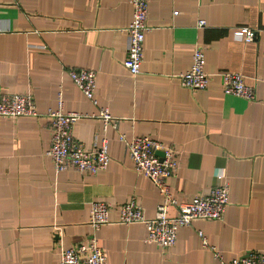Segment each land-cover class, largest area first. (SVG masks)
I'll return each mask as SVG.
<instances>
[{"label":"crops","instance_id":"crops-1","mask_svg":"<svg viewBox=\"0 0 264 264\" xmlns=\"http://www.w3.org/2000/svg\"><path fill=\"white\" fill-rule=\"evenodd\" d=\"M148 7L143 62L133 77L123 66L128 0H0L1 92L30 93L40 115L0 117V264H59L61 250L91 235L93 202L111 205L109 223L97 233L107 264H220L264 252V0H148ZM243 27L257 33L252 42L234 38ZM197 45L210 82L191 91L178 75L190 69ZM69 69L94 72L96 106ZM223 72L243 75L256 100L224 95ZM59 94L65 113L83 116L73 127L75 141L90 150L108 140L106 171H54L44 115L57 108ZM100 109L117 119V129L103 132ZM120 134L173 151L178 169L166 182L181 203L208 195L223 174V219L192 221L166 250L144 242V225L119 224V206L130 197L147 219L160 203L152 183L134 171Z\"/></svg>","mask_w":264,"mask_h":264},{"label":"built area","instance_id":"built-area-1","mask_svg":"<svg viewBox=\"0 0 264 264\" xmlns=\"http://www.w3.org/2000/svg\"><path fill=\"white\" fill-rule=\"evenodd\" d=\"M132 7V20L124 30L128 39L126 57L123 66L131 76L140 73L143 62V44L145 34L149 31L148 0H128ZM175 14V13H174ZM199 21L198 27L204 26ZM256 32L246 27L235 29L234 38L246 43L252 42ZM205 54L198 45L192 55L190 69L178 75L180 85L191 91H200L208 87L210 76L204 70ZM67 75L83 96L93 105H97L95 98V74L89 70H67ZM218 76L222 80L223 94L245 102L256 100L253 88L245 83V78L239 73L223 72ZM34 99L30 93L4 95L0 89V117L12 119L19 117H39ZM52 125V138L50 148L45 155L50 159L56 173L73 170L80 174L97 175L106 171L110 163L108 140L103 137L96 141L90 150H86L81 143L73 138L75 123L83 118L75 113H65L62 107V98L58 96V106L44 115ZM97 119L102 122V130L106 132L109 127L117 129L118 121L112 118L106 109H100ZM118 139L128 149V155L134 171L145 176L156 188L160 196L155 216L147 219L143 207L135 197H130L119 206L118 223L122 225L142 224L146 228L145 243L156 245L162 250L172 248L177 240V231L190 226L196 219L208 221H221L228 205L229 185L223 174L216 176L221 184L213 187L206 196H195L188 203H181L171 194L167 179L172 177L178 169L173 151L151 140L149 137H134L127 140L124 135ZM161 151L163 158L156 155ZM170 208L176 214H168ZM111 205L104 202H93L90 205L88 224L91 235L85 242L61 250L59 264H107V258L99 247L97 233L104 225L109 223L108 215ZM204 247H207L206 238L198 233ZM213 250V249H212ZM220 264H264V252H251L245 256L223 261Z\"/></svg>","mask_w":264,"mask_h":264},{"label":"water","instance_id":"water-1","mask_svg":"<svg viewBox=\"0 0 264 264\" xmlns=\"http://www.w3.org/2000/svg\"><path fill=\"white\" fill-rule=\"evenodd\" d=\"M156 155L162 160L163 158V153L161 151L156 152ZM58 238V237H57Z\"/></svg>","mask_w":264,"mask_h":264}]
</instances>
